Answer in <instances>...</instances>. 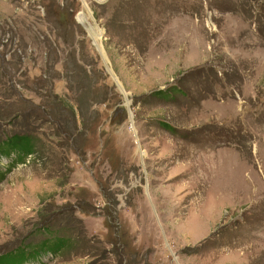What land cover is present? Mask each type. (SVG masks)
Here are the masks:
<instances>
[{
    "label": "rangeland",
    "instance_id": "obj_1",
    "mask_svg": "<svg viewBox=\"0 0 264 264\" xmlns=\"http://www.w3.org/2000/svg\"><path fill=\"white\" fill-rule=\"evenodd\" d=\"M12 134L0 256L264 264V0H0Z\"/></svg>",
    "mask_w": 264,
    "mask_h": 264
},
{
    "label": "trees",
    "instance_id": "obj_2",
    "mask_svg": "<svg viewBox=\"0 0 264 264\" xmlns=\"http://www.w3.org/2000/svg\"><path fill=\"white\" fill-rule=\"evenodd\" d=\"M32 146L30 135L12 134L10 137L0 141V157H8L13 152L22 159L31 152ZM64 246V242L58 241V239L45 240L37 247H28L26 250L19 249L14 254L0 256V264H28L29 261H37L44 254L53 256L52 253L58 252ZM49 247L52 249L47 250L46 248Z\"/></svg>",
    "mask_w": 264,
    "mask_h": 264
},
{
    "label": "built area",
    "instance_id": "obj_3",
    "mask_svg": "<svg viewBox=\"0 0 264 264\" xmlns=\"http://www.w3.org/2000/svg\"><path fill=\"white\" fill-rule=\"evenodd\" d=\"M27 156H29V155H27Z\"/></svg>",
    "mask_w": 264,
    "mask_h": 264
}]
</instances>
